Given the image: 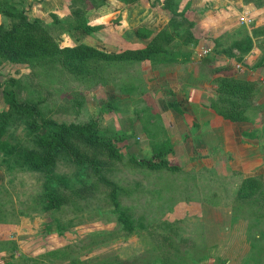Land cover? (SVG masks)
<instances>
[{"label": "rangeland", "instance_id": "1", "mask_svg": "<svg viewBox=\"0 0 264 264\" xmlns=\"http://www.w3.org/2000/svg\"><path fill=\"white\" fill-rule=\"evenodd\" d=\"M9 1L29 8L30 16L41 18L51 36L61 46L98 41L112 50L134 47L133 33L140 27H137V23L144 19L156 31L163 28L177 29L176 38L185 34L188 28V22L183 16H174L171 12L170 16L164 15L163 12L168 11L163 7L164 0H137L134 3L113 0L115 5L107 10V16L101 21L99 18L97 25H92L97 30L95 32L93 28L90 32L93 39H96L92 40L88 37L91 35L72 28L75 18L73 10L79 8L84 13L88 12L89 7H96L97 13L103 12L106 11L104 7H108L103 5L108 2L111 4L112 0H104L103 3L101 0H49V3H45L47 0ZM66 1L69 6L65 5ZM181 2L179 0L177 10L183 9ZM198 3V7L207 8L193 13L194 17L191 16L188 20L206 23L208 30L204 32L200 43L182 46V38L171 42L170 46L193 51L200 49L206 38L208 49L200 53L205 55L206 51L212 49L215 40L227 47L234 39L242 36L243 30L251 34L253 30H261L253 37L251 49L242 59L246 61L243 65L249 71L242 73L238 70L241 67L236 68L239 71L238 77L253 78L259 83L258 95L249 109L248 116L252 121L246 122L250 129L258 124L256 132H259L264 127V0H200ZM57 4L66 7L60 14ZM210 4L212 5L209 6ZM85 14L86 12L84 17ZM212 22H217L216 26ZM0 23L9 27L11 19L0 14ZM221 28L223 32L219 31ZM230 60L235 61L232 58ZM260 60L262 65H257ZM186 61L188 60H179L176 61L179 63L164 67L166 73L160 71L162 68H154L150 62H141L135 68L134 65L129 66L117 76H114V71L107 73L108 82L116 79L115 84L110 82L108 85L90 86L79 82L60 66L56 67L57 70L54 68L50 71L46 77H41L33 74L32 69L25 64L4 62L0 65V80L13 78L14 88L17 84L21 98H39L44 117L80 121L91 115L95 117L100 112L103 116L101 129L105 137H112L114 134L125 136L124 141H118L124 153L122 160H109L107 165L109 169L106 170V176L111 183L98 185L97 191L93 189L92 193L74 204L66 203L51 210L43 209L38 195L47 178L45 173L20 165L15 158H8L0 151V264H149L155 254L175 251L162 240L163 230L153 229L151 224L146 227L151 219L174 222L178 228L175 240L179 243V254H184L185 250L189 253L186 254L189 260L185 259L188 262L185 264H220L217 257L227 260L228 264H241L250 251L249 241L246 239L247 212L242 210L239 217L234 218L231 205L242 177L250 176L251 173L264 174V138L245 139L254 146L252 153L260 156L256 164H251L255 169L244 170L240 167V161L243 164L246 162L243 151L246 141L242 138L237 140L239 135L236 130L230 143L237 148L238 141L240 149L232 148L236 150V154L229 152L231 157L228 166L232 173L216 174L209 159L202 155V151L206 152L210 148L209 145L204 142L200 145L199 131L189 122L197 121L200 125L199 113L194 115L186 111L185 114L176 115V119L183 120V128L175 120H169V117L167 120L168 132L176 138V148L179 142L189 141V148L195 149V157H190L189 160L184 158L188 155L185 151L187 155L180 151L175 154L181 161L174 154H167L168 161L176 160L183 166V173L149 171L128 160L131 154L137 158L149 159L153 152L151 143L166 138L167 132L161 127L163 121L159 113L169 111L167 99L171 97L170 92H165L161 86V76L165 77L169 73H175V76L178 73L187 74L198 65V58ZM134 76L141 77L142 85L136 82L135 92H120L119 86L127 79L134 82ZM208 99L209 97L205 100L203 98V103L207 105ZM75 102L82 103V106H77ZM3 115L5 118L2 121L1 139L19 149L38 150L35 133L27 128L24 120L11 111L0 97V117ZM224 129V125L217 129L213 133V140L216 138L223 142ZM188 131H191L189 138ZM164 133L166 136H163ZM200 146L203 147L201 150L198 149ZM223 146L227 148L225 142ZM234 170L237 173L233 174ZM52 171L57 179L63 178L64 181H59L57 186L65 192L80 185L90 186L84 184L85 180L86 183L92 180L98 182L92 174L91 166L85 169V175L84 169L61 153L57 154ZM114 185L119 188L116 199L120 206L126 209L129 217L145 225L138 226L140 228L137 233L129 235L121 228L109 194ZM181 238L185 240L181 241ZM192 246L195 250L193 253ZM203 252L207 254L206 258L199 259L196 263L190 262L192 256L200 257ZM253 261L256 264L254 259Z\"/></svg>", "mask_w": 264, "mask_h": 264}, {"label": "trees", "instance_id": "2", "mask_svg": "<svg viewBox=\"0 0 264 264\" xmlns=\"http://www.w3.org/2000/svg\"><path fill=\"white\" fill-rule=\"evenodd\" d=\"M122 1L134 3L137 0ZM101 2L103 3L104 0H101ZM178 6L179 0H164L163 3V7L166 10L174 16H183L188 22L185 34H182L179 38H176L177 29L175 31L163 28L154 34L145 46L110 51L84 42L61 46L51 36L47 27L41 22V18L30 16L29 8L18 6L17 2L0 0V14L11 19L9 27L0 23V65L4 62L25 64L32 69L33 74L41 77H46L50 71L60 66L76 80L86 83L88 86L95 84L108 85L110 82L115 84L116 79L108 82V79H106L107 73L114 71L116 72L114 76L120 75L129 66L142 61H149L153 65L155 63L162 64L177 60L178 56H181L182 60L189 59L191 54L189 49L180 50L169 44L183 38L181 45L188 43L196 45L207 28L205 23H196L185 17L189 5L184 6L182 10H177ZM73 13L75 18L72 28L79 30L83 34L90 33L93 27L86 22L84 13H81L79 8L74 9ZM136 31L138 37L148 38L152 34V31L143 27L138 28ZM258 31L261 30H253L252 35L247 30L242 31V36L234 39L227 47L215 40L212 49L208 50L202 57L204 65H213L209 70L210 73H219L212 80L216 84L215 92L217 96L216 98L210 97L208 99L207 107L230 122L248 121L247 114L258 95L259 83L253 78L242 79L236 77L234 70H232L233 64L219 57V55L223 53L227 58L241 62L244 54L250 51L252 39ZM204 42V48L208 49L206 38H204ZM263 59L261 60L263 61ZM261 60L257 62V65H262ZM214 64L216 65L214 66ZM133 84L132 80L127 79L119 86L120 92L125 90L127 92L128 90H134L135 92L136 85L134 87ZM14 85L13 78L0 80V97H2L3 102L11 111L17 113L24 120L27 128L35 133V143L38 150L19 149L8 141L2 140L1 127L5 118L3 115L0 117V151L8 158H15L20 165L45 173L47 178L38 194L43 209L51 210L57 209L66 203L74 204L78 199H82L92 193L93 189L96 190L98 185L111 183L110 178L106 176L107 165L109 160L111 162L122 160L124 153H122L118 141H124L125 136L114 134L112 137H105V133L101 129L103 116L100 112L95 117L91 115L88 119L80 121L44 117L40 107L41 100L39 98L34 100L30 97L21 98L17 84L15 88ZM75 103L79 107L82 106V103ZM170 105L179 111L180 108L175 104L170 103ZM243 135L251 138H264V127L259 134L251 131L243 133ZM151 148L153 152L149 159L137 158L131 154L128 160L134 165L142 166L149 171H162L166 174L172 172L183 173V167L176 160L168 161L166 159L167 154H174L169 139L153 142L151 143ZM59 153L64 154L72 163L84 169L83 173L85 175H87L85 169L91 166L92 174L95 179L97 178L98 182L92 180L90 183H86L85 180L83 181L84 184H90V186L82 187L80 185L71 188L67 192L58 188V182L64 180L63 178L57 179L53 175L52 170L56 156ZM202 155L209 159L216 174L232 173V169L228 166V160L231 155L225 150L223 142H217L206 152L202 151ZM227 169L228 171H225ZM234 173L237 172L234 170ZM64 183L66 184V181ZM112 189L109 194L115 206L114 211L121 228L129 235L137 233L140 228L138 226L144 227L145 225L139 220L136 222L129 217L126 209L121 207L116 199L119 188L117 189L114 185ZM235 192L231 205L232 214L234 218H238L242 210L247 212L246 239L249 241L250 246V251L242 259L241 264H254L253 259L256 264H264V174L242 177ZM141 217L143 218V215ZM141 217L140 219H142ZM153 220L148 221L149 224L146 227L151 224L153 229L163 230L164 232L161 234L163 236L162 240L175 251L171 252L168 250L169 252L161 253V255L155 254L149 264L188 263L186 260H189V257L186 254L189 253L185 250L184 254H179V243L175 240L178 228L174 222ZM180 240L184 241L185 238ZM193 252H195L194 246H192ZM206 257L207 254L203 252L200 253V257L192 256L190 262L196 263L200 261L199 259ZM217 261L220 264H228L227 260H221L219 257H217Z\"/></svg>", "mask_w": 264, "mask_h": 264}, {"label": "crops", "instance_id": "3", "mask_svg": "<svg viewBox=\"0 0 264 264\" xmlns=\"http://www.w3.org/2000/svg\"><path fill=\"white\" fill-rule=\"evenodd\" d=\"M115 1H117V0H115ZM115 1H113V0H112V2L110 1L111 4H108L109 2L107 4H104L103 6L108 5V7H104L106 9V11H103V12H98L97 13L96 7H89L88 12L86 11V14H85V18L88 21L87 22L88 25H90V26L97 25L96 22L98 21L99 18H100V21H101V19H104L107 16V14H108L107 10L108 9L110 10V7H113L115 5V4H113ZM145 1L148 2V0H145ZM150 1L153 2V1H157V0H150ZM198 1H200V0H197L196 2H195V0H182V2L180 4V6L182 8L184 6L189 5L188 9L186 11V15H185V17L187 19L188 18L190 19V17L192 16L193 13H198V11L200 12V11L204 10L205 8H207V6H202L201 8L198 7V4H199ZM45 3H49V0H47V2H45ZM63 3H65V2L63 1ZM65 5L69 6V2L66 1ZM211 5L212 4H210L209 6H211ZM56 8L58 9V12L60 14L66 7L63 8L62 5H58L57 4ZM163 13H164V15L166 14V15L170 16L169 11H166V12H163ZM192 17H194V16H192ZM157 22H159V20H157ZM118 23H119V21H118ZM147 23L148 22H145V19L141 20L140 22L137 23L138 24L137 27L140 26V27H143V28H146V29L152 31L151 36L148 37V38L138 37L136 35L137 31H134L133 36H132V41H133L132 45L134 47H127V48H136V47L145 46L149 42V40L153 37V35L156 34L159 31V30L156 31L155 27L153 28L150 25V23L149 24H147ZM196 23H202V22H198L197 21ZM216 24H217V22H212V25L216 26ZM221 24L222 23L220 22V25ZM92 27L94 28V26H92ZM94 30H95V28H94ZM96 31L97 30H95V32ZM219 31L223 32L224 30H223V28H221ZM215 33H219V32L215 31ZM249 34L252 35L251 32ZM87 35H91V33L87 34ZM88 37H90V39H92V40H96V39H93L92 35L88 36ZM200 41L198 43H200ZM92 42H94V43H92ZM92 42L91 43L90 42H84V43L92 44V45H95V46H98V47H101V48H104V49H107V50H110V51H114L112 49H108V48L104 47V45L102 43H99L98 41H92ZM65 45H70V44H65ZM204 49H206V48H204V45H203L200 49L199 48L197 50L194 49L193 51L190 50L191 54H190L189 59H185V60H188L186 62H190V61L194 60L195 58H198V63H197L198 65L195 66L194 68H192L187 73L188 75L187 74H179L178 73L175 76V73H169L165 77L161 76V86L164 87L165 92H170L169 96L171 97V99H167L169 101L167 106L169 108H171V109L168 108V110H169L168 112H163L162 114L159 113V117L163 121V125L161 127L165 131V133L167 132V136L164 133L163 136H166V138H163V139H169L170 144L172 145V148H173L174 155L178 154V151H180L181 154H186L187 153L188 155L186 154L187 156L184 157L187 160H189L190 157H195V149L194 148H191V149L189 148V145H187L189 143V141L188 142H186V141L179 142L178 148H176V143H175V139L176 138L174 139L173 135L170 132H168V126H169V123L167 121L168 117H169V120H175V122L179 123L182 128L184 127L183 120L176 119V115L178 113L185 114L186 111L190 112L191 114L194 113V115H195L196 112L199 113L198 115L200 116V119H201L200 125L197 124V121H194V122L193 121H189V122H191V124H194V126H196L194 128L198 129V131H199L198 134H199V138H200V142H201L200 145H202L203 142H204L205 145H209V147L211 148L217 142H220V140L218 141L216 138H214V140H213V133L217 129H219L222 125H224V127H225V129H224V131L222 133V135L224 137L223 138L224 139L223 142H225L227 144V148H225V150L228 151V152H231L232 154L233 153L234 154L237 153L236 150L232 149V148H235L234 147L235 144L233 145L232 143H230L232 137L235 136L236 130H237V133L239 135L238 139H237L238 141H239V138H242L244 140L246 138H248V140L249 139L250 140H252V139L255 140L256 138H260V137H252L251 138V137L243 135V133H249L251 131L252 132H256V130H257L256 127H258V124H255V126H254L255 128L250 129L249 126L247 125L246 122L251 123V121H252L250 119V117H249L250 116L249 112L247 114V116L249 115L248 116V121H246V122H230V121L225 120L222 117L218 116L212 109L207 107L206 103H203V101H202L203 98H204V100L207 99L208 97L209 98L210 97L216 98L217 94H216L215 89H214V88H216V84H214V82H212V80L219 74L218 72L217 73L216 72L215 73H210L209 70L211 69V67L213 65H211V64L204 65L203 64L202 57L204 55H200V53H202V51ZM234 51L236 52V50H234ZM219 57L224 58L227 62L231 61V63L233 64L232 70H234L236 77H238L237 73L239 71H241L242 73L243 72L247 73L249 71L243 65V64L246 63V61H244V60H242L241 62L237 63L236 61H232V60H230V58H227L224 55L220 54ZM179 60H182L181 56H178L177 60L170 61V62H167V63L164 62L162 64L161 63H157V64L155 63V64H153V66H155L154 68H157V69L162 68L160 71H164L166 73L167 70L164 69V67L172 66V64L179 63V62H176V61H179ZM142 62H149V61H142ZM137 64L138 63L134 64V68L137 67ZM215 65L216 64H214V66ZM238 67H241V69H238L239 71H237V69H236ZM193 73H195V74H193ZM140 78L141 77H139V76L137 78L136 77L134 78V87L136 85V82L138 84L142 85L141 83H143V81ZM238 78H240V77H238ZM170 103H173L178 108H180L181 112H180V109H179V111L176 110L173 106L170 105ZM207 103H208V100H207ZM181 106H186V107H181ZM257 119H259V118H257ZM195 120H196V118H195ZM254 120L257 121L256 119H254ZM147 127H149V124H147ZM242 127L244 129H241ZM192 128L193 127H191V129ZM261 129H260V131H261ZM260 131L258 133L256 132V134H259ZM169 133H170V135H169ZM187 135H188L187 138H189L191 136V131H188ZM179 138H180V136H179ZM238 141H237V148H235V149H240ZM249 142L250 141H246V144H244L245 148H243V151L246 154V156H245V161L246 162H244V164H243V162L240 161V167L242 169H244V170H247L248 168L251 169V170L255 169V166L252 167L251 164H256V162L258 161L257 159H259V156H260V154H258L259 156H257V154H253L252 153L251 150H254V146H252L251 143H249ZM200 147L201 148H198L199 150H201L203 148L202 146H200ZM180 153H179V155H180ZM245 154L243 153V156ZM175 156L180 160L178 155H175ZM236 157H239V156L236 155ZM250 175H253V174L251 173Z\"/></svg>", "mask_w": 264, "mask_h": 264}]
</instances>
